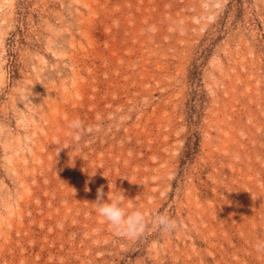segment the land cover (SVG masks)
Returning <instances> with one entry per match:
<instances>
[{
	"label": "rangeland",
	"instance_id": "obj_1",
	"mask_svg": "<svg viewBox=\"0 0 264 264\" xmlns=\"http://www.w3.org/2000/svg\"><path fill=\"white\" fill-rule=\"evenodd\" d=\"M260 239L264 0H0V264H264Z\"/></svg>",
	"mask_w": 264,
	"mask_h": 264
},
{
	"label": "clouds",
	"instance_id": "obj_2",
	"mask_svg": "<svg viewBox=\"0 0 264 264\" xmlns=\"http://www.w3.org/2000/svg\"><path fill=\"white\" fill-rule=\"evenodd\" d=\"M68 127L70 130H74L70 131L69 134H75L76 138H79L78 134L83 129V122L78 118L73 119L69 122ZM122 196H124L122 193L111 197L107 195V199H105L103 187L98 188L94 201L96 211L104 221L111 225L117 236L131 239L139 238L145 233L149 226V221L142 210L136 209L130 211L126 208L123 204ZM150 223L161 233L167 234H173L181 227L178 220L172 218L167 213L160 212L152 214ZM255 250L258 253H264V239L256 242Z\"/></svg>",
	"mask_w": 264,
	"mask_h": 264
}]
</instances>
